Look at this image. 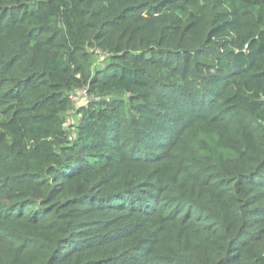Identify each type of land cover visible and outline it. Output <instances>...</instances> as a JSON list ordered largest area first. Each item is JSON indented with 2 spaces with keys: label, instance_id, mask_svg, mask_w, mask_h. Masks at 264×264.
<instances>
[{
  "label": "trees",
  "instance_id": "trees-1",
  "mask_svg": "<svg viewBox=\"0 0 264 264\" xmlns=\"http://www.w3.org/2000/svg\"><path fill=\"white\" fill-rule=\"evenodd\" d=\"M0 264H264V0H0Z\"/></svg>",
  "mask_w": 264,
  "mask_h": 264
}]
</instances>
